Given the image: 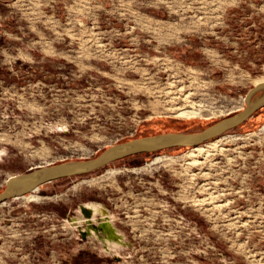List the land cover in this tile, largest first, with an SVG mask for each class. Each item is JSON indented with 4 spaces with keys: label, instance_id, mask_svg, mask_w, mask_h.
Wrapping results in <instances>:
<instances>
[{
    "label": "rangeland",
    "instance_id": "obj_1",
    "mask_svg": "<svg viewBox=\"0 0 264 264\" xmlns=\"http://www.w3.org/2000/svg\"><path fill=\"white\" fill-rule=\"evenodd\" d=\"M263 80L264 0H0V190L39 165L202 129ZM202 145L1 203L0 264H264V108ZM89 203L122 240L93 230L100 214L76 220Z\"/></svg>",
    "mask_w": 264,
    "mask_h": 264
},
{
    "label": "water",
    "instance_id": "obj_2",
    "mask_svg": "<svg viewBox=\"0 0 264 264\" xmlns=\"http://www.w3.org/2000/svg\"><path fill=\"white\" fill-rule=\"evenodd\" d=\"M245 105L206 127L196 131H169L137 136L107 146L98 155L85 159H69L31 168L9 176L0 190V204L24 196L41 185L71 176L90 174L110 163L142 153L176 147H195L243 125L264 108V80L257 82L245 95Z\"/></svg>",
    "mask_w": 264,
    "mask_h": 264
},
{
    "label": "bare ground",
    "instance_id": "obj_3",
    "mask_svg": "<svg viewBox=\"0 0 264 264\" xmlns=\"http://www.w3.org/2000/svg\"><path fill=\"white\" fill-rule=\"evenodd\" d=\"M198 113H200L199 109L198 110L191 109V108L188 109V108L182 107L178 110L179 115L192 116ZM196 150L203 151L205 150V147L204 145L201 144V145L191 148L190 152H193ZM163 158H164L163 156L158 155L155 157L153 161H159V160H162ZM80 211H81V218L76 219L78 222H80L85 216H87L89 219H93L98 214L101 215V218L97 221L98 223L96 224V226L93 227V230L95 232L103 231L104 234L106 235V243H109L111 241L116 242V241L122 240V237L119 235L120 234L119 231L115 228L113 220L110 217L108 213V209L106 207L104 208L99 205L97 206L95 204L89 203L87 205L81 206Z\"/></svg>",
    "mask_w": 264,
    "mask_h": 264
},
{
    "label": "crops",
    "instance_id": "obj_4",
    "mask_svg": "<svg viewBox=\"0 0 264 264\" xmlns=\"http://www.w3.org/2000/svg\"><path fill=\"white\" fill-rule=\"evenodd\" d=\"M213 123V122H212ZM161 132H169V131H161ZM160 133V132H157ZM150 134H155V133H150ZM150 134H146V135H150ZM143 136V135H142Z\"/></svg>",
    "mask_w": 264,
    "mask_h": 264
},
{
    "label": "trees",
    "instance_id": "obj_5",
    "mask_svg": "<svg viewBox=\"0 0 264 264\" xmlns=\"http://www.w3.org/2000/svg\"><path fill=\"white\" fill-rule=\"evenodd\" d=\"M176 148H189V147L183 146V147H176ZM169 149H171V148H169ZM165 150H168V149H165Z\"/></svg>",
    "mask_w": 264,
    "mask_h": 264
}]
</instances>
